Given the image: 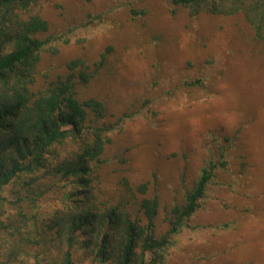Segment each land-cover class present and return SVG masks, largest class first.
<instances>
[{"label":"rangeland","instance_id":"rangeland-1","mask_svg":"<svg viewBox=\"0 0 264 264\" xmlns=\"http://www.w3.org/2000/svg\"><path fill=\"white\" fill-rule=\"evenodd\" d=\"M170 8V0H37L33 10L49 22L40 36L50 34L49 45L59 50L41 54L32 90L68 74L70 59L93 60L110 48L115 71L106 65L89 83L75 85L78 97L102 99L113 123L124 112L134 113L115 126L94 168L98 203L124 199L125 182L134 188L147 183L146 193L135 197L158 195L156 232L164 233L166 209L182 201L206 160L216 161L224 150L226 167L217 169L200 207L157 255L161 264H264V49L238 18L203 13L192 21L182 10L172 15ZM133 9L145 13L135 15ZM195 76L204 83L192 89L199 96L186 102L188 90L180 88V79ZM63 183L41 180L44 193L35 202L21 200L13 183L6 186L0 192V224H12L0 227V243L17 238L13 227L23 214L29 217L27 229L40 232L63 208ZM47 233L60 259L65 244L57 233ZM80 240L71 249L72 264H92ZM14 264L34 259L24 254Z\"/></svg>","mask_w":264,"mask_h":264},{"label":"trees","instance_id":"trees-1","mask_svg":"<svg viewBox=\"0 0 264 264\" xmlns=\"http://www.w3.org/2000/svg\"><path fill=\"white\" fill-rule=\"evenodd\" d=\"M36 4L37 0H0V192L13 183L21 200L28 197L35 202L44 193L41 180H62L63 208L35 233L27 229L29 217L23 214L21 224L13 227L17 238L0 243V264L21 262L24 254L32 256L34 264H72L71 249L80 237L92 264H161L157 253L200 207L217 169L226 167V153L221 150L216 161L206 160L182 201L166 209L169 228L164 233L156 232L158 195L135 197V193H146L147 183L134 188L125 182L128 194L124 199L109 206L98 203L92 192L94 168L102 162L115 126L134 113L124 112L113 123V114L102 99L76 94L77 82L89 83L106 65L115 71L109 62L110 48L93 60L70 59L65 63L68 74L32 90L41 54L59 50L49 45L50 34L40 36L49 31V22L33 10ZM170 5L172 15L182 10L192 21L203 13L222 20L238 18L264 49V0H170ZM131 12L145 13L143 9ZM203 83L202 76L180 79V88L188 90L186 102L199 96H193L192 89ZM9 225L0 227L6 230ZM51 231L65 244L60 259L53 253L54 236L47 233ZM37 246L45 255L39 256Z\"/></svg>","mask_w":264,"mask_h":264}]
</instances>
